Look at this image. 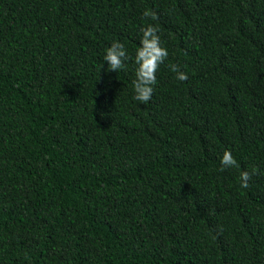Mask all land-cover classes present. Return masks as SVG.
Listing matches in <instances>:
<instances>
[{
  "label": "trees",
  "instance_id": "1",
  "mask_svg": "<svg viewBox=\"0 0 264 264\" xmlns=\"http://www.w3.org/2000/svg\"><path fill=\"white\" fill-rule=\"evenodd\" d=\"M0 264H264V0H0Z\"/></svg>",
  "mask_w": 264,
  "mask_h": 264
},
{
  "label": "clouds",
  "instance_id": "2",
  "mask_svg": "<svg viewBox=\"0 0 264 264\" xmlns=\"http://www.w3.org/2000/svg\"><path fill=\"white\" fill-rule=\"evenodd\" d=\"M143 15L155 21L158 20L155 11L146 10ZM142 37L140 46L136 50L134 63L135 79L133 81L134 99L143 104H147L153 96L154 86L157 84V71L160 65L168 58V50L162 46L159 28L156 25L148 24L141 29ZM107 62V71H119L127 67L126 61L132 59L129 56L125 44L120 41H113L110 47L106 49L103 57ZM171 71L177 74L176 78L179 81H186L188 75L180 70L178 65L171 64ZM221 171L234 167H239L237 160L229 150H225L220 160ZM258 172V169L253 168L251 172L241 171L239 176L241 188L247 189L250 187L252 176Z\"/></svg>",
  "mask_w": 264,
  "mask_h": 264
}]
</instances>
